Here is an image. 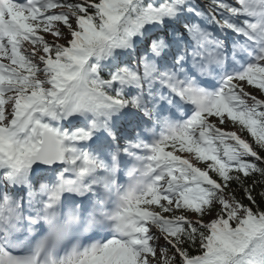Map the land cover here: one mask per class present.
<instances>
[{
	"label": "snow or ice",
	"instance_id": "1",
	"mask_svg": "<svg viewBox=\"0 0 264 264\" xmlns=\"http://www.w3.org/2000/svg\"><path fill=\"white\" fill-rule=\"evenodd\" d=\"M0 264H264V0H0Z\"/></svg>",
	"mask_w": 264,
	"mask_h": 264
},
{
	"label": "rangeland",
	"instance_id": "2",
	"mask_svg": "<svg viewBox=\"0 0 264 264\" xmlns=\"http://www.w3.org/2000/svg\"><path fill=\"white\" fill-rule=\"evenodd\" d=\"M226 127H228V128H229V130H231V129H230V127H229V125H227Z\"/></svg>",
	"mask_w": 264,
	"mask_h": 264
},
{
	"label": "trees",
	"instance_id": "3",
	"mask_svg": "<svg viewBox=\"0 0 264 264\" xmlns=\"http://www.w3.org/2000/svg\"><path fill=\"white\" fill-rule=\"evenodd\" d=\"M229 127H230V129H231V126L229 125ZM231 130H233V129H231Z\"/></svg>",
	"mask_w": 264,
	"mask_h": 264
}]
</instances>
